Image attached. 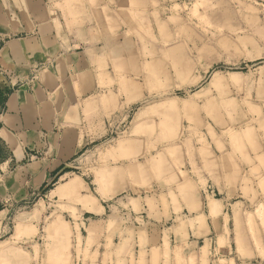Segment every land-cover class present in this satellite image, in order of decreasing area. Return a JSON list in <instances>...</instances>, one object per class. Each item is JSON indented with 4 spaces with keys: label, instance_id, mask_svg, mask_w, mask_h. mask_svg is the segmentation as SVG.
Wrapping results in <instances>:
<instances>
[{
    "label": "rangeland",
    "instance_id": "rangeland-1",
    "mask_svg": "<svg viewBox=\"0 0 264 264\" xmlns=\"http://www.w3.org/2000/svg\"><path fill=\"white\" fill-rule=\"evenodd\" d=\"M145 14L127 23V58L132 48L135 55L121 74L136 85L109 88L123 103L107 134L76 157L77 193L102 189L109 205L144 199L146 217L161 221L171 249L181 200L195 180L206 205L226 211L223 218L211 211L205 248L189 264L198 257L201 264H264V0H173L150 7L148 23ZM69 180L45 191H62ZM25 256L17 251L15 261L0 264H31Z\"/></svg>",
    "mask_w": 264,
    "mask_h": 264
},
{
    "label": "crops",
    "instance_id": "crops-1",
    "mask_svg": "<svg viewBox=\"0 0 264 264\" xmlns=\"http://www.w3.org/2000/svg\"><path fill=\"white\" fill-rule=\"evenodd\" d=\"M172 5L0 0V262L22 251L31 264H189L205 248L211 211L219 209L206 205L195 180L188 181L180 232L170 234L176 245L169 249L161 221L146 217L144 199L132 200L134 207L125 198L109 205L102 189L78 195L82 185L73 174L76 157L107 134L123 103L109 88L136 85L121 74L132 70L135 55L132 48L127 58V23L144 10L148 23L150 7ZM68 177L62 191H45ZM222 224L215 219L213 229L221 233ZM175 248L184 255L178 263Z\"/></svg>",
    "mask_w": 264,
    "mask_h": 264
}]
</instances>
